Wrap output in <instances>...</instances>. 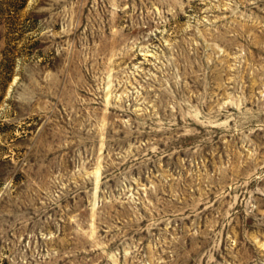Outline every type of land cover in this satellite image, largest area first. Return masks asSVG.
Segmentation results:
<instances>
[{
    "label": "rangeland",
    "instance_id": "rangeland-1",
    "mask_svg": "<svg viewBox=\"0 0 264 264\" xmlns=\"http://www.w3.org/2000/svg\"><path fill=\"white\" fill-rule=\"evenodd\" d=\"M0 264H264V0H0Z\"/></svg>",
    "mask_w": 264,
    "mask_h": 264
}]
</instances>
